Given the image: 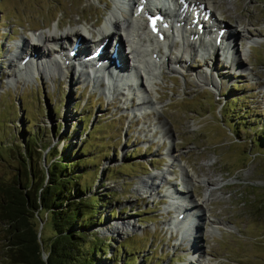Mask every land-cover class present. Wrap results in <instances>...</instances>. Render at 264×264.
Here are the masks:
<instances>
[{
  "label": "rangeland",
  "instance_id": "obj_1",
  "mask_svg": "<svg viewBox=\"0 0 264 264\" xmlns=\"http://www.w3.org/2000/svg\"><path fill=\"white\" fill-rule=\"evenodd\" d=\"M199 1L217 22L244 28L245 37H235L232 50L198 51L188 61L179 37L169 35L172 46L152 41L158 53L188 63L156 66L139 93L150 101L140 105L142 97L129 99L117 86L105 95L99 77L90 83L56 67V52L40 65L44 46L37 64L15 71L14 40L24 29H90L111 13V0H0V180L12 176L28 135L36 134L26 143L43 154L48 146L72 153L79 180L102 195L98 264H264V0ZM153 173L165 180L151 186L145 181ZM175 192L193 204L209 193L197 233L173 223L181 210L168 203ZM36 224L45 248L50 224ZM192 234L199 250L187 253Z\"/></svg>",
  "mask_w": 264,
  "mask_h": 264
},
{
  "label": "trees",
  "instance_id": "obj_2",
  "mask_svg": "<svg viewBox=\"0 0 264 264\" xmlns=\"http://www.w3.org/2000/svg\"><path fill=\"white\" fill-rule=\"evenodd\" d=\"M27 141L35 143L36 134L16 153L12 176L0 180L1 264H98L105 248V237L94 229L103 216L101 193L79 180L72 153L43 142V154ZM37 218L50 224L45 248Z\"/></svg>",
  "mask_w": 264,
  "mask_h": 264
},
{
  "label": "bare ground",
  "instance_id": "obj_3",
  "mask_svg": "<svg viewBox=\"0 0 264 264\" xmlns=\"http://www.w3.org/2000/svg\"><path fill=\"white\" fill-rule=\"evenodd\" d=\"M141 1L142 0H128V1H126L127 4L129 5V7L126 9H124V5H122V4L117 5L115 3L112 6L113 10L111 11L110 14H108V16L105 17L104 24L101 26L102 29H105L108 27H113L114 31L111 32L110 34H107V35L101 34L97 37H94L92 35V32L94 29L91 26L90 29H85L83 27L82 29H78V30L69 29L67 31H63L62 33H57L55 31H53V34H50V35L45 34L44 32L43 33L40 32L39 35L36 36L37 40L35 43H30L28 41H26V42L22 41L21 45H19V46L16 45L15 53H13V57H14L13 59L15 60L14 65L17 66V69L15 71L19 72V71L23 70L24 66L27 63H33V62H35V64L38 63V60H37L38 59V53H40L39 51L42 48L40 45L44 46V48H45V49H43L44 51H42V53L40 55V57H42V60L39 61V63H41L40 65H42L43 63H46L45 61L48 62V60H49L48 58H51V54H54L56 52L59 56H56L54 54L53 58H51V61L53 60L52 63L55 64L56 67H60L61 65H63L68 70H70V69L73 70V73L76 74L77 76H79V77L83 76V79L87 80L90 83H91V80L93 77H99V79L101 80V83H103L106 86L110 85L111 88L114 86L116 81L123 79V77H122L123 72H125V71L128 72V71H133V70L135 71L136 65L138 66L137 68L143 67V71L146 73L147 78H150L151 74H153V72H152L153 69H155L156 66H158V65L159 66L162 65V63L164 61L169 64L170 69L174 70L172 64L178 65V62L180 61L178 59V56L177 55L172 56L170 53H169V55H167L166 53H160V52L158 53V49L156 50L154 46L151 47L152 41H154V43L160 44L159 46H161V44H165V46H172L174 44V43L169 44L170 43L169 40L170 41L172 40L170 38L171 36L164 34V30L167 29V26L162 27L160 25L161 20H157L156 23H159V24H157L158 29L155 33H152L149 30H146L145 25L141 26L140 20L143 19V15L141 14L142 12L136 13V10H135L136 4H134L136 2H141ZM153 1H156V0H153ZM163 1L164 0H159V2H163ZM188 1H192L193 3H195L193 0H188ZM175 3H176V1H174V4ZM209 6H211V4ZM147 8L157 9V7L153 6L152 4L149 7L147 6ZM147 8H146V5H144L143 11L147 12V10H146ZM201 9H205V6H202ZM162 12L166 17L170 18V17L174 16L173 14L166 12L164 10H162ZM176 15L179 16L180 19L183 21L184 27L188 26V24H190V22L192 21L191 20L192 15H191L190 19H189V17H187L185 15V13H182L180 11H178L176 13ZM211 15H213L212 12L210 13V16ZM216 20H218V19H216L214 17V20H213L214 25H213L212 31H210V28H212V26L210 28H207L204 30V32L208 38L207 40H209V44L211 43V47H213L215 45L211 42V39H210V36L212 35L211 33H214L215 29L218 30L219 28L222 27L224 33L221 34L222 38H221V41L218 44L217 48L219 50H222V51L234 49L233 48V46L235 44L234 38L238 37V36H243L244 35L243 31H245V29L242 28L240 30L235 25L232 27H228L226 24H223L221 21L217 22ZM108 21H109L110 25H108V24L105 25V23ZM229 28H232V30H233L232 35H230L228 33ZM194 30H197V29H194ZM81 31H83L82 34H80ZM97 31H99V29ZM175 31H176L175 36H177L181 39L182 44H184L186 46L187 50L190 51L189 55H191V52L195 51L194 45L190 44L192 42H191V39H189L192 36L193 32L190 30H186L185 28H182V27L175 28ZM89 33L91 35H88ZM158 37L165 38L166 42H164V43L158 42L157 41ZM244 37H245V35H244ZM76 38H77V41L80 42V45L78 46V55L70 56L65 51V47L69 43V41H73ZM125 40L127 41L126 46H128L130 48V52L132 53L133 58H134V62L136 63L134 66L135 68L131 67V66L125 68L127 65V62H125V55L121 51V46H123V42ZM47 42L49 45H53V47H54L51 50V52H48L49 50L45 47ZM101 42H104V44L102 46V52H103L101 54L103 56L102 58L106 61V63H107L106 65H108L110 67L107 71L104 68L99 67L97 65H96V69H94L92 67H87L86 64H84L83 61L81 60V57L84 56L86 54V52L91 49V47H95L97 44H99ZM231 43L233 46H230ZM36 47H38L39 50H37ZM223 48H224V50H223ZM112 50L115 51L114 57L118 58V66L117 67H112L113 65L112 64L110 65V62H109V61L113 62V59H114L113 56L110 57V52ZM24 55H26L27 58L25 60H22V57ZM43 57H46V59H48V60H44L45 58H43ZM205 60H206V58H205ZM233 62H234V59H232V56H231L230 63L232 64ZM184 64H185V62H183L182 65H180V67H182V69H184ZM26 67H25V69H26ZM35 68L36 67H34V69ZM10 74H11V76L14 75V73L12 71L10 72ZM89 78H91V80ZM135 86L140 88L139 89L140 93H145V92H143V91H145V89H143V86L140 82L138 84L136 82ZM133 94H135V92ZM140 98H141V101L139 102L140 105H145L149 102V101H146L147 98H145V96L140 95ZM207 176L204 178H198V176L196 175V177L198 178V181L202 182L204 185H206V187H208V185H210L212 183L211 180H208L209 177H207ZM188 179H191L192 182L194 181V177L192 175L188 176ZM209 179H211V178H209ZM163 180H165L164 177L162 178V177H160L159 174L153 173L150 176H148V179L145 182L149 181L150 185L154 186L155 184H159ZM157 181H158V183H157ZM210 188H212V187H210ZM190 189H191V187L187 190H184L185 193H188L190 195V193H191ZM178 191L182 192L181 189H178ZM188 194H186V195L189 197ZM174 195L176 197H178V203L175 204V206L179 205V207L178 206L177 207L180 208L181 210L178 211V213H180V217L179 218L177 217L178 219L176 217H174L173 223H175V225H177L178 229H181V230L187 231V232H189L191 230L190 232L197 233L199 228H200L199 219L203 218V216H204V213H203L204 203L206 201L209 202L208 201V199H209L208 197L210 196L209 193H207L203 197H200L199 199H197L195 204H193V200H191V202H189L190 201L189 198L186 199L185 202H183V200H185L184 199L185 197H182L180 194H177L176 192L174 193ZM179 200H182V201H179ZM189 204H191V205H189ZM172 205H174V204H172ZM196 229H197V231H196ZM192 236H193L191 239L192 241L190 244H188L187 247L192 248L193 250L189 249L190 251H188L187 253H189L191 251L194 252V251L199 250L198 244H197V246H195V243H196L195 234L194 235L192 234Z\"/></svg>",
  "mask_w": 264,
  "mask_h": 264
}]
</instances>
